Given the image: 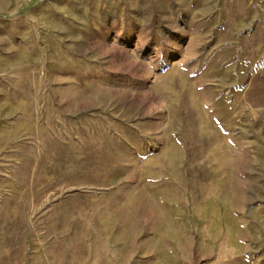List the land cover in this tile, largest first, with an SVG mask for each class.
<instances>
[{
    "label": "rangeland",
    "instance_id": "1",
    "mask_svg": "<svg viewBox=\"0 0 264 264\" xmlns=\"http://www.w3.org/2000/svg\"><path fill=\"white\" fill-rule=\"evenodd\" d=\"M0 264H264V0H0Z\"/></svg>",
    "mask_w": 264,
    "mask_h": 264
}]
</instances>
